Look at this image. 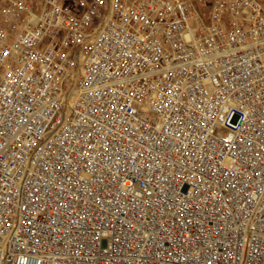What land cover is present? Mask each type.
<instances>
[{
  "label": "built area",
  "instance_id": "2783aa9c",
  "mask_svg": "<svg viewBox=\"0 0 264 264\" xmlns=\"http://www.w3.org/2000/svg\"><path fill=\"white\" fill-rule=\"evenodd\" d=\"M0 264H264V0H0Z\"/></svg>",
  "mask_w": 264,
  "mask_h": 264
}]
</instances>
